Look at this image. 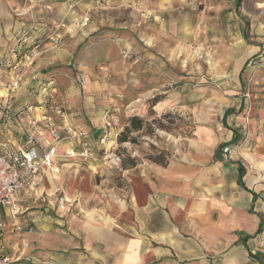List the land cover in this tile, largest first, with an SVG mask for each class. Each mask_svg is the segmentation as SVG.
Segmentation results:
<instances>
[{
	"label": "rangeland",
	"instance_id": "obj_1",
	"mask_svg": "<svg viewBox=\"0 0 264 264\" xmlns=\"http://www.w3.org/2000/svg\"><path fill=\"white\" fill-rule=\"evenodd\" d=\"M236 1L71 0L56 5L70 6L71 18L55 22L52 30L73 26L74 39H78L69 64L57 68L77 91V103L86 112H93V118L100 117L105 130L101 141L81 139L91 147L86 157L63 153L61 161L54 162V169L49 170L52 174L42 177L33 189H25L21 197L25 212L20 222L45 218L35 231L43 235L50 253L65 256L64 264H117L121 247L112 240L111 248L105 250L95 243L91 249L94 238L88 234V225L104 227L106 220L111 236L117 239L120 235L126 241L134 220L147 219L149 203L156 229L170 225L167 216L158 211L157 201L152 202L147 186L148 181L156 183V168L146 160L128 170L118 167L116 138L129 117L150 122L172 113L193 129L188 136L155 130V137L143 135L136 146H120L125 154L139 157L149 145L163 149L170 153L169 169L175 172L186 171L184 167L189 165L201 171L208 163L213 165L220 139L237 124L242 127V140L227 146L228 151L222 154L225 159L243 160L251 174L264 181V0H241L239 8ZM23 2L27 7L32 5ZM24 3L13 8L16 16L22 15L19 7ZM29 21L36 24V19ZM57 23H63L64 28H55ZM58 35L47 50L33 44V38L25 43L23 38L17 40L15 54H29L36 45L37 54L21 59L24 66H11L16 72L10 87L17 82L14 89L19 88L22 70H30L38 59L48 61L46 57L55 56L53 48L63 44L64 35ZM1 81L0 95L6 87ZM63 99L66 102L69 95ZM227 109L233 112L225 122L222 117ZM71 149L79 154L81 145L73 143ZM203 191L211 195L207 188ZM179 220L172 219L178 224ZM145 230L138 232L142 236L138 251L149 253L147 264L214 260H183L168 246L149 242Z\"/></svg>",
	"mask_w": 264,
	"mask_h": 264
},
{
	"label": "crops",
	"instance_id": "obj_2",
	"mask_svg": "<svg viewBox=\"0 0 264 264\" xmlns=\"http://www.w3.org/2000/svg\"><path fill=\"white\" fill-rule=\"evenodd\" d=\"M23 1L26 0H0V80L6 82V87L2 88L3 94L0 95V106L9 96L13 110L26 107L27 114L33 116L40 114L45 101L48 104L55 100L61 103L64 101L63 98H68L69 95V100L66 99L67 104L64 101L65 107L63 103L61 106L63 109L65 108L67 122L81 134L74 137L65 135L62 138L57 149V156L54 158V162H59L60 158L64 157L65 150L71 148L73 143L82 146V143L86 142H81L84 137L89 141H98L99 139L101 141L105 130L100 117L93 118L91 115L93 112H86L84 106L81 107L77 103L75 99L77 91L61 76L62 71L57 68L66 63L69 64V56L74 52L75 44L78 42V39H74L77 35L73 33V29L68 34L65 29L57 32L52 30L51 26L55 22L71 18L69 15L70 6L56 7L59 3L64 5L66 1L71 0H27L32 2V5L30 4L28 7L27 3L25 4ZM45 1H51L53 4L49 6ZM18 3H24V6L22 4L19 7L22 15L16 16L13 8ZM35 19L36 24L35 22L31 24L29 20L35 21ZM55 32L61 34L60 36L64 35L61 47L53 48L55 56L46 57L45 59L48 61L38 59V62L30 70L26 68L22 70L18 76L19 88L14 89L15 91L12 89L9 93V83L16 72L10 69L11 66L14 64L16 67L25 65V62L21 60L24 59L23 54L20 55L21 53L18 52V54H10V49L17 44L18 39L20 41L22 37H27L25 40L33 38L35 41L33 44L38 43L39 47L47 50L48 46L56 43L59 38ZM38 38L42 39L38 41ZM48 80L55 83L58 96L52 95L44 100L38 93L41 85ZM2 84L1 81L0 85ZM31 87L34 90L29 92ZM63 88L67 90H62ZM62 94L65 96L63 97ZM58 98L59 100H57ZM227 118L228 116L224 119L225 122H227ZM57 123L60 125L61 121L58 119ZM13 128L16 131H13ZM241 130L242 127L237 124L228 129L229 133L226 134V137L220 139L219 151L213 155L214 164L208 163V167L204 171L197 170L196 166L189 168L191 166L189 165L184 167L186 171L175 172L174 169H169L170 163L167 167H162L148 162L156 168L157 175L155 176L156 183L149 181L147 183L153 194L151 200L153 203L157 201L158 211H162L167 216L170 225L167 224L162 229H156L154 214H152L153 207L149 203L146 207L147 219L144 222L134 220V228L131 227L134 233H130V237L126 241L120 235H116L117 239L111 236L110 226L106 220H104L106 225L104 227L88 225V234L93 235L94 238V241H90L91 249L95 243L105 250L111 248L110 242L113 240L116 242L117 248L121 247V249L119 248L121 256H116L117 264H147V254L149 253L141 252L140 254L138 251L140 237H142L138 232L146 229V237L149 242H158L168 246L175 256L186 261L208 257L214 260L211 262L201 261L199 264L264 263V181L259 179V175L251 174L252 171L243 160H235L231 157L225 159L226 156L222 154L224 147L233 146L242 140L243 132L241 133ZM233 134L235 139L232 140ZM6 141L12 145L25 142V138L18 131L14 118L4 124L0 123V143ZM192 169H195V172H192ZM240 170L243 172L241 178ZM51 174L52 171L43 169L38 173L33 184H27L24 187L17 197L20 212L16 216L12 217L7 210L0 208V213L3 215V219L0 216V221L6 225V233L1 243L5 246L6 253L12 258L22 254L30 259L31 264L65 263V256L50 253L42 239L43 235L35 231V229L39 230L38 226H42L45 218L29 219L30 223L26 220L20 222L19 218L25 212L20 204L25 189H33L39 184L42 177L48 178ZM205 188L211 195L206 196L203 191ZM258 215L262 216L263 230L261 233L255 234L260 222ZM175 217H180L179 224L173 222ZM16 226L18 230L15 229ZM23 243H26V248ZM98 256L99 261L102 262L103 256L100 252ZM83 264L86 263L83 262Z\"/></svg>",
	"mask_w": 264,
	"mask_h": 264
},
{
	"label": "built area",
	"instance_id": "obj_3",
	"mask_svg": "<svg viewBox=\"0 0 264 264\" xmlns=\"http://www.w3.org/2000/svg\"><path fill=\"white\" fill-rule=\"evenodd\" d=\"M64 26L63 23H57L55 28H64ZM73 28L68 25L65 27V32H70ZM22 38L21 42L25 43L26 38ZM16 48H18L17 44L10 49V54H15ZM36 48V46L32 48L29 54H23L24 58L36 56ZM16 84L17 82H14L12 87L9 86V90H14ZM38 94L44 100L55 95V83L52 80L46 81L41 85ZM43 105L40 114L33 116L27 114L26 107L13 110L9 96L0 106V123L4 124L14 118L18 131L25 138L23 144L12 145L7 141L0 143V208L7 210L12 217L20 212L17 197L24 187L27 184H33L38 173L43 169H54V158L57 156V149L62 138L65 135L74 137L81 134L67 122V114L59 101L49 104L45 101ZM58 119L61 121L60 125L57 123ZM90 151V145L83 142L79 154H75L71 148H67L64 154L71 157L78 155L83 158ZM227 151L228 148L224 147L223 152ZM15 229L18 230L17 226ZM5 233L6 225L0 221V264H31L27 256L20 254L16 258H12L6 253L5 246L1 243ZM23 246L26 248V243H23Z\"/></svg>",
	"mask_w": 264,
	"mask_h": 264
},
{
	"label": "trees",
	"instance_id": "obj_4",
	"mask_svg": "<svg viewBox=\"0 0 264 264\" xmlns=\"http://www.w3.org/2000/svg\"><path fill=\"white\" fill-rule=\"evenodd\" d=\"M241 0L236 1V8H239ZM245 26H247V20L245 22ZM232 109H227L222 117V121L232 113ZM155 130L164 131L166 133H175L181 134L182 136L190 135L193 131L192 128H189L186 123L183 122V119L178 117L176 114L165 113L161 115L159 118H154L150 122H145L142 119H139L137 116L129 117L126 121V125L119 132L116 143L118 145V150L114 153L119 159V169L128 170L134 168L139 161L146 160L150 163L167 167L170 163L171 155L169 152L159 149L153 145L148 146V151L139 156H132L131 154H125L124 149H121V145L127 143L132 146H136L140 143V138L143 135H147L149 137H155ZM178 132V133H177ZM136 133V134H135ZM234 138V134L232 136V140ZM243 172L240 170V178ZM260 217V222L258 224L257 230L255 234H259L263 230V222L261 221L262 216ZM257 256V255H254ZM264 264V263H262Z\"/></svg>",
	"mask_w": 264,
	"mask_h": 264
}]
</instances>
